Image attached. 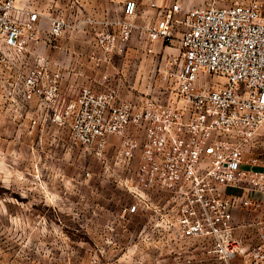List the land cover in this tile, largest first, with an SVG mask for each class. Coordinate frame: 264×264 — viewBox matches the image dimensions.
I'll return each mask as SVG.
<instances>
[{"label": "built area", "instance_id": "2783aa9c", "mask_svg": "<svg viewBox=\"0 0 264 264\" xmlns=\"http://www.w3.org/2000/svg\"><path fill=\"white\" fill-rule=\"evenodd\" d=\"M149 7L158 19L138 26L135 2H126L123 17L105 21L95 34L89 60L98 69L111 65L137 31L150 44H170L179 34V56L153 72L160 85L127 101L111 83L124 76L116 70L102 74L97 87L82 84L65 102L61 72L38 50L58 49L57 40L78 28L49 17L42 36L39 12L0 0V57L10 70L24 69L8 101L12 107L35 104L32 128L46 123L67 132L121 173L119 183L133 199L125 212L162 216L169 236L186 248L198 242L216 264H233L237 257L264 264V153L256 152L264 142L262 0H204L186 12L180 0ZM213 76L222 82L213 85ZM236 210L260 217L259 243L249 251L235 237Z\"/></svg>", "mask_w": 264, "mask_h": 264}, {"label": "rangeland", "instance_id": "374dc122", "mask_svg": "<svg viewBox=\"0 0 264 264\" xmlns=\"http://www.w3.org/2000/svg\"><path fill=\"white\" fill-rule=\"evenodd\" d=\"M128 1H136L141 13L146 3L162 0H120L122 6ZM202 1L180 0L185 8ZM93 32L95 37L98 29ZM136 44L129 53L138 50ZM142 54L145 60L126 80L111 79L123 98L145 95L155 65L153 55ZM6 62L0 57V264H216L198 242L186 248L169 236L162 216L125 212L133 199L119 183L121 173L67 132L46 123L32 128L35 109L8 101L24 69L10 70ZM143 80L141 90L136 81ZM221 82L213 76V85ZM256 146L264 153V142Z\"/></svg>", "mask_w": 264, "mask_h": 264}, {"label": "crops", "instance_id": "0c3cea01", "mask_svg": "<svg viewBox=\"0 0 264 264\" xmlns=\"http://www.w3.org/2000/svg\"><path fill=\"white\" fill-rule=\"evenodd\" d=\"M133 2L137 6V15L134 21L138 26H149L158 19V11L151 9L149 4L147 5L146 3V7L143 6V12L139 13V4L136 1ZM163 2L164 0L157 3L161 4ZM203 2L204 0L191 8H185L181 2L182 11L186 12L192 8H196L202 5ZM16 3L19 7L36 10L42 15L40 17L42 36L48 31L49 17L65 19L70 25L78 28L77 31L67 30L57 40L58 49L52 50L49 47L42 46L38 50L39 53L49 58L55 70L61 72L63 76L60 84L61 99L65 102L77 97L82 84L90 83L92 86L97 87V82L100 81L104 73L113 75L116 70L122 71L124 74L123 78L126 80L133 71L135 64L141 60H145L143 52H146L148 57H152L153 55L155 65L149 74L148 84L143 80L142 84L139 85L136 81L141 90L147 84L145 90V93H147L152 83H154V86L160 85L158 80H152L153 72H155L156 68L168 57H176L180 53L179 34L175 36L176 38L170 44H163L162 42L150 44L146 35L141 31H137L133 34L124 56H116L113 58L111 65H102L98 69L89 60V55L95 47L93 31L96 29L99 31L102 28L96 24L118 20L123 17L125 4L122 6L120 0H16ZM262 12L264 14V0H262ZM112 30L116 31V28H112ZM134 38L135 40L137 38V40L135 41ZM136 42L138 50L133 51L134 53H129L130 44L133 43L134 45ZM123 61H126V63L121 64ZM80 73L81 76L79 75ZM145 73L143 72L140 76L146 77ZM121 98L127 101L134 100ZM31 107L36 108L33 103ZM36 115L35 110L34 117ZM112 142L113 144H117L116 139H113ZM233 215L236 226L235 237L239 240L240 245L246 251H249L250 248L259 243L258 233L260 228L257 223H259L260 217L242 210L234 211ZM234 264H243L242 258L237 257L234 260Z\"/></svg>", "mask_w": 264, "mask_h": 264}]
</instances>
